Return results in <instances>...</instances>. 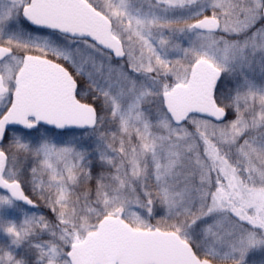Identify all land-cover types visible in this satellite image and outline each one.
Listing matches in <instances>:
<instances>
[{
	"label": "snow or ice",
	"instance_id": "snow-or-ice-1",
	"mask_svg": "<svg viewBox=\"0 0 264 264\" xmlns=\"http://www.w3.org/2000/svg\"><path fill=\"white\" fill-rule=\"evenodd\" d=\"M0 264H264V0H0Z\"/></svg>",
	"mask_w": 264,
	"mask_h": 264
},
{
	"label": "trees",
	"instance_id": "trees-1",
	"mask_svg": "<svg viewBox=\"0 0 264 264\" xmlns=\"http://www.w3.org/2000/svg\"><path fill=\"white\" fill-rule=\"evenodd\" d=\"M229 118H232V117L230 116ZM28 194L32 195V193L30 191L28 192ZM39 204H40V207H39L38 211L43 212L46 216H48L49 219H54L53 215L49 212L47 207L44 206L43 202L40 201Z\"/></svg>",
	"mask_w": 264,
	"mask_h": 264
},
{
	"label": "flooded vegetation",
	"instance_id": "flooded-vegetation-1",
	"mask_svg": "<svg viewBox=\"0 0 264 264\" xmlns=\"http://www.w3.org/2000/svg\"><path fill=\"white\" fill-rule=\"evenodd\" d=\"M81 87H84L85 85H84V83H83V81H81V85H80Z\"/></svg>",
	"mask_w": 264,
	"mask_h": 264
},
{
	"label": "rangeland",
	"instance_id": "rangeland-1",
	"mask_svg": "<svg viewBox=\"0 0 264 264\" xmlns=\"http://www.w3.org/2000/svg\"><path fill=\"white\" fill-rule=\"evenodd\" d=\"M258 258V257H257Z\"/></svg>",
	"mask_w": 264,
	"mask_h": 264
}]
</instances>
